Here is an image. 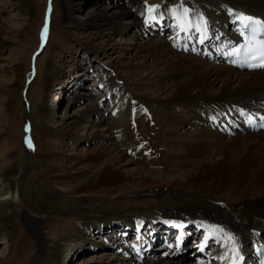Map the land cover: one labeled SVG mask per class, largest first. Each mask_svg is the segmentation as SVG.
<instances>
[{
  "label": "bare ground",
  "instance_id": "obj_1",
  "mask_svg": "<svg viewBox=\"0 0 264 264\" xmlns=\"http://www.w3.org/2000/svg\"><path fill=\"white\" fill-rule=\"evenodd\" d=\"M154 6L151 13L146 9L140 23L149 29L136 35L138 41L135 43H127L134 49L125 64L127 73L119 71L117 74L124 76V83L137 84L140 89L133 93V100H141L137 103L139 112L142 107L145 110L155 108L163 119V142L169 161L167 176L157 181L156 188L144 192L133 190L131 196L122 201L125 205L115 209L109 206L111 198L103 197L101 205L92 206L86 201L79 203L59 198L55 190L45 192L32 209L24 208L21 218L27 230L36 235L40 255L48 257L53 264L64 259L66 253L70 259L75 253L71 249L76 246L75 250L85 251L84 243L92 248L109 249L101 252L100 264H120L123 260L126 264H139L147 256V264H256L257 244L264 242V129L255 130L252 124L264 118V69L243 71L234 62L236 55L231 52L234 44L244 37L239 29L244 15L264 21V0H179L173 13ZM93 9L80 25L95 29L105 39L103 43L108 42L106 38L110 34L126 33L139 26L127 11L117 6L95 4ZM17 11L28 16L31 6L19 4ZM168 27L176 29L170 30L168 42L147 36L150 32L159 36L158 32L151 31L152 28H158L165 36ZM6 43L0 38V49ZM102 51L104 47L99 46L95 53ZM119 57L122 54H117L114 60ZM137 58L141 62L132 63ZM106 64L110 67L111 61ZM3 68L10 74L16 71V66ZM114 82V78L108 80L109 89L115 87ZM15 88L4 86L2 91L10 98ZM90 106L85 104L82 113L57 128L52 127L50 133L36 135V143L40 144L41 140L45 145H55L65 136L77 141L74 132L67 130L83 116L96 113ZM117 121L115 137L95 127L87 142H101L98 149L94 154L84 151L81 156L75 155L78 161L88 159L95 164L101 159L102 163V167L96 165L94 172L85 175L81 187L98 184L109 187L121 179L131 180L133 172L137 177L136 181H130L132 185L145 188L144 185L151 183L149 172L139 173L140 168L127 170L133 161L124 159L123 162L124 154L134 152L136 145L126 121L121 117ZM94 123H101V119ZM82 129L84 131L85 127ZM118 147L124 153L117 151ZM239 148L246 151L244 157L238 153ZM51 155L47 153L42 158ZM243 164L250 166L247 174ZM219 166L232 172V176L225 178L228 182L224 195L230 200L226 206L219 205L213 194L195 187L197 183L206 184L212 180L214 176L210 171ZM28 169L29 164L0 168L3 182L0 235L6 239L14 235L12 224L19 215L16 202L20 201L16 193ZM99 178L106 181L99 183ZM56 210L82 219L80 230L68 226L58 230L60 233L54 231L44 237L40 225ZM115 227L119 237L113 236ZM93 230L97 231L95 235L86 238L92 236ZM197 235L199 242L198 238L193 240ZM114 237L119 244L112 243ZM2 240L4 245L8 243ZM192 243L196 244L195 248ZM168 244H172L171 250ZM204 257L207 258L202 261Z\"/></svg>",
  "mask_w": 264,
  "mask_h": 264
},
{
  "label": "rangeland",
  "instance_id": "obj_2",
  "mask_svg": "<svg viewBox=\"0 0 264 264\" xmlns=\"http://www.w3.org/2000/svg\"><path fill=\"white\" fill-rule=\"evenodd\" d=\"M23 3L31 6L28 16L17 11L18 5ZM95 4L122 8L139 26L126 33L121 31L110 34L106 38L108 42L103 43L105 39H102L95 29L80 25L88 19V13L94 11ZM178 4L179 0H3L0 3V38L7 41L5 47L0 49V168L11 164L16 166L29 164V169L23 174L16 193L20 201L16 202L19 215L12 224L14 235L10 239L0 235V264H53L48 257L40 255L36 235L27 230L21 218L24 208L32 209L37 205L41 194L53 193L55 190L59 198L67 201L70 199L76 202L82 201L81 203L86 201L92 206L101 205L103 197L111 198L109 206L115 209L125 205L122 201L131 196L133 190L144 192L145 189L156 188L157 181L165 179L169 161L168 150L163 142V119L155 108L145 110L142 107L141 111H138L137 103L141 100L134 99V101L133 93L140 89L137 84L124 83L122 74L127 73L128 68L125 64L134 54V49L128 47L127 43L131 41L135 43L138 41L136 35L149 29L140 25L147 13V6L157 5L164 12L171 13ZM170 25L173 27V22H170ZM156 29L155 31L152 28L151 31L158 32L159 36H153L151 32L145 34L155 40L166 42L171 40L170 30H176L169 28L164 36L162 31ZM99 46H103L104 51L96 54L95 50ZM108 47H111L112 51ZM106 50L109 51L105 53ZM117 54H122V57L114 60ZM109 60L111 66L107 67L106 63ZM117 61L121 63L118 65ZM140 62L141 59L137 58L132 63ZM9 66H16V71L10 74L3 68ZM119 71L122 72L121 75L117 74ZM113 78L115 87L109 89L108 80ZM159 81L165 83L164 80ZM4 86L16 87L10 93V98L2 91ZM87 103L96 109V113L83 116L67 130L74 132L77 141L65 136L55 145L52 143L45 145L41 140H39L40 144L36 143V135L48 134L52 127L57 128L59 124H64V121L67 122L82 113ZM118 117L126 121L128 132L136 145L134 152H125L123 162L133 161V165L128 166L127 170L140 168L139 173L144 171L152 174L151 183L144 185L145 188L132 185L133 182L130 181H136L137 177L133 172L131 180L121 179L109 187L103 184L81 187L85 175L94 172L97 166L102 167V163H100L101 159L95 164L88 159L78 161L76 156H81L84 151L94 154L98 149L101 142H87L91 129L95 127L99 130L105 129L106 135L115 137ZM98 119H101V123H94ZM83 127H85L84 131ZM117 151L124 153L119 147ZM237 151L241 157L245 156L244 149L239 148ZM47 153H52L51 157L43 160L42 157ZM243 165L247 174L250 166ZM210 172H213L212 180L208 183L204 181L206 184L197 183L195 187L213 194L219 205H229L230 200L224 195V189L228 182L225 178L232 172H227L223 166ZM62 173L63 176H59ZM102 180L97 179L99 183ZM2 190L3 182L0 177L1 194ZM82 223L83 220L75 215L56 210L52 211L40 225V232L47 237L54 231L60 233L62 228H69L68 226L80 230ZM96 232L93 230L92 236H84V238H91ZM116 233L118 229L114 231L113 236L119 237ZM116 237L112 238V243L119 244ZM195 238L194 236V241ZM197 238L199 242L198 235ZM2 239L8 243L4 245ZM77 243L81 242L77 240ZM84 245L87 247L85 251L75 250L78 249L76 246L71 249L75 252L74 255L69 259L70 255L66 253L58 264H100L101 252L109 250L92 248L86 243ZM195 245L192 243V247ZM148 258L149 256L144 261L141 259L139 264H147ZM189 260L191 262L192 258ZM122 262L120 264L127 263L125 260ZM185 262L189 263V261Z\"/></svg>",
  "mask_w": 264,
  "mask_h": 264
},
{
  "label": "snow or ice",
  "instance_id": "obj_3",
  "mask_svg": "<svg viewBox=\"0 0 264 264\" xmlns=\"http://www.w3.org/2000/svg\"><path fill=\"white\" fill-rule=\"evenodd\" d=\"M155 7L156 6H154V5L147 6V11L149 13H151L154 10ZM185 12H187V9H185ZM255 23H258V22H251V23H249L246 26L245 32L241 33V35L245 36L247 38V40L249 41V44H247V45L244 46L245 48H248V53L247 54L249 56L252 55L253 52L256 50L255 47L252 45L253 38H255L257 36L256 29L253 27V24H255ZM249 28L251 29V32L250 33L247 31V29H249ZM260 52H261V55L264 56V44L261 45ZM249 66H251V65H249ZM262 126H264V125H262Z\"/></svg>",
  "mask_w": 264,
  "mask_h": 264
}]
</instances>
